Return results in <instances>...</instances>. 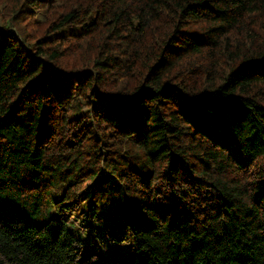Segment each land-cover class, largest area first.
<instances>
[{
    "label": "trees",
    "instance_id": "1",
    "mask_svg": "<svg viewBox=\"0 0 264 264\" xmlns=\"http://www.w3.org/2000/svg\"><path fill=\"white\" fill-rule=\"evenodd\" d=\"M0 264H264V0H0Z\"/></svg>",
    "mask_w": 264,
    "mask_h": 264
},
{
    "label": "rangeland",
    "instance_id": "2",
    "mask_svg": "<svg viewBox=\"0 0 264 264\" xmlns=\"http://www.w3.org/2000/svg\"><path fill=\"white\" fill-rule=\"evenodd\" d=\"M112 186H111V190L112 193L109 194L110 196V204L107 207L108 209V214L111 212H115V218L121 217L125 214L126 212V202L125 199L123 197V195H121V191H119L118 188H116V184L112 181ZM207 191V190H206ZM200 193V194H199ZM198 194L201 196L202 200H208L211 197V193L209 192H199ZM74 217L72 218L73 222L75 224L72 225V227H74L75 232H76V236L82 237V232L83 235L85 236V240L87 242V239L89 238V233L91 231L90 227H86V229L83 227V225H88V226H92V222H91V216L87 213V209L84 203H82V205H80L77 209H75L74 212ZM108 220H107V219ZM105 219H101L99 222L100 224H97V229L96 231L98 232V238L95 240V248H96V253L98 255H106L109 259H118L121 262H126V261H131L132 258L134 257V252L132 251H125V250H132L133 246L132 244H122L121 248L118 246H115V248L113 247V243L111 241V239H113L116 234H114L113 228L110 227L111 224L113 223V221L111 220H115L113 217H111L110 215H108ZM123 218H119L118 220L114 221L116 226H119L123 223L122 221ZM103 222H106V224H102ZM83 223V225H79ZM105 226V227H102ZM107 226V227H106ZM82 230V231H81ZM117 238V237H116ZM119 240V239H118ZM125 248V250H124Z\"/></svg>",
    "mask_w": 264,
    "mask_h": 264
}]
</instances>
